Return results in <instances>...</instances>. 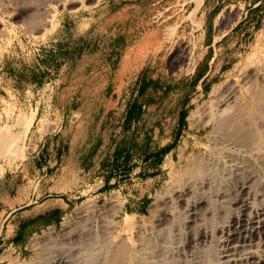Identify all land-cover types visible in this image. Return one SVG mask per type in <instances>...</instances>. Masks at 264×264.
I'll use <instances>...</instances> for the list:
<instances>
[{"label": "rangeland", "instance_id": "obj_1", "mask_svg": "<svg viewBox=\"0 0 264 264\" xmlns=\"http://www.w3.org/2000/svg\"><path fill=\"white\" fill-rule=\"evenodd\" d=\"M222 1L212 10L216 0H0V125L34 115L30 127L12 128L27 130L25 154L4 165L0 188L21 185L11 176L46 140L76 142L79 153L94 155L89 175L77 180L73 213L31 237L22 252L1 249L0 264H35L47 253L50 232L60 235L78 209L96 201L102 214L122 209L150 226L156 200L174 185L172 173L207 155L199 120L213 109L215 94L240 85L251 69L259 67L264 79V0ZM179 46L188 55L175 67ZM165 143L171 151L159 154L161 183L132 211L130 191L141 184L136 176L128 181L133 161ZM211 171L207 179L224 187L219 168ZM251 190L254 206L264 207L259 186ZM216 218L204 221L209 231ZM167 225L174 232L182 223ZM204 252L202 264H217L214 247Z\"/></svg>", "mask_w": 264, "mask_h": 264}, {"label": "bare ground", "instance_id": "obj_2", "mask_svg": "<svg viewBox=\"0 0 264 264\" xmlns=\"http://www.w3.org/2000/svg\"><path fill=\"white\" fill-rule=\"evenodd\" d=\"M70 1L82 5L87 0ZM178 52L175 67L187 60L182 46ZM258 69L244 73L240 85L215 94L213 109L199 120L208 133L207 155L172 173L174 185L156 200L150 226L143 216L136 219L122 209L103 215L96 201L78 209L76 221L66 223L60 235L50 232L47 253L37 255L35 264H202L201 254L211 247L217 264H264V207H255L251 197L253 185L264 197V145L259 146L264 140V79L257 82ZM33 120L34 115L23 114L16 126L0 125V176L4 165H14L25 154L27 130L14 133L12 128L30 127ZM217 167L222 188L205 176ZM241 173L245 177L236 180ZM208 216L218 219L212 231L204 226ZM177 220L181 228L168 232L167 224Z\"/></svg>", "mask_w": 264, "mask_h": 264}, {"label": "crops", "instance_id": "obj_3", "mask_svg": "<svg viewBox=\"0 0 264 264\" xmlns=\"http://www.w3.org/2000/svg\"><path fill=\"white\" fill-rule=\"evenodd\" d=\"M219 2L223 1L216 0L212 10ZM78 147L81 145L67 140H46L36 146L35 152L11 176L14 182L21 180V185L0 188L4 196L0 203V250L12 248L22 252L31 237L58 228L63 219L73 213L79 198L77 180L80 175H89L94 162L93 152L90 156L88 150L79 153ZM160 151L169 153L168 143L161 145L159 151H150L145 160L141 156V160L133 161L136 165L128 173V181L136 176L141 184L130 191L136 193L128 199L132 211L139 209L161 183Z\"/></svg>", "mask_w": 264, "mask_h": 264}, {"label": "trees", "instance_id": "obj_4", "mask_svg": "<svg viewBox=\"0 0 264 264\" xmlns=\"http://www.w3.org/2000/svg\"><path fill=\"white\" fill-rule=\"evenodd\" d=\"M130 116H132V112H131Z\"/></svg>", "mask_w": 264, "mask_h": 264}]
</instances>
